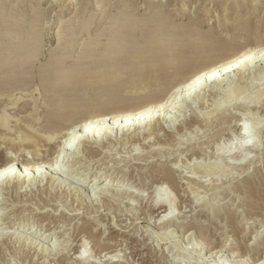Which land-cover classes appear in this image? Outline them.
Listing matches in <instances>:
<instances>
[{"label": "rangeland", "instance_id": "obj_1", "mask_svg": "<svg viewBox=\"0 0 264 264\" xmlns=\"http://www.w3.org/2000/svg\"><path fill=\"white\" fill-rule=\"evenodd\" d=\"M117 17L133 19L127 23L138 28L156 20L179 36L186 33L188 40L219 34L225 60L238 47L240 53L251 51L250 62L233 67L221 83H203L191 96L183 88L185 71L176 78H154L146 90L131 89L130 99L148 92L159 97L151 109L165 104L147 117L153 122L110 136L91 135L90 143L70 150L63 141L71 130L54 141V134L45 132L43 80L53 64L80 63L85 69L92 63L88 81L96 85ZM90 49V57L82 59ZM8 51L21 54L23 67L13 73L12 90L0 94V120L8 122L0 121V175L16 181V170L29 160L51 179L0 189V207L6 209L0 210L5 223L0 264H264V0H0V54ZM58 58H64L62 64ZM16 135L33 138L31 145L10 147L17 145ZM65 160L63 170H55ZM99 176L108 178L116 194L89 190ZM159 197L173 206V220L164 218L163 224L158 221L166 209L156 204Z\"/></svg>", "mask_w": 264, "mask_h": 264}, {"label": "bare ground", "instance_id": "obj_2", "mask_svg": "<svg viewBox=\"0 0 264 264\" xmlns=\"http://www.w3.org/2000/svg\"><path fill=\"white\" fill-rule=\"evenodd\" d=\"M238 2H240V0H238ZM128 21L132 22L133 19L129 18V19H127V22ZM127 22L123 18L117 17L116 20L112 23V27H113L112 30H114V34L112 35V37L109 41V44H108V49H107V52H108L107 56L108 57L106 60L107 64H106V66H104L101 69V71H99L100 75H99V78L96 82V85L93 86L88 81V75L91 73V70H93V67H94V64H92V63L87 64L88 67L85 69L81 68L80 63L71 64L70 66H61L60 64H62L64 58H60V59L58 58V61L61 62L59 64L60 66H56L57 64H53L50 71L47 72V76L43 80V87L45 88V93H46V96L48 99L46 101V104H45V114L44 115L46 118V125L44 126V128H45L46 133L47 132H48V134L51 133L50 138H52L51 135L54 134L53 141L56 139L55 137H57L58 135L61 136V135H63V133L65 134L66 130L67 131L71 130L72 132L65 134V136L67 135L68 138H67V140H64L65 142L63 141V143H65L66 147H68L70 150L76 149L78 151V148L81 146V144L86 145L89 142V138L91 135L97 134L98 136H101V135L110 136L114 130L129 131L132 129L134 130L138 127L140 128L142 125H149V124H151V122H153L152 121L153 118L147 120V117H150V115L153 112H157V110H159V111L162 110L165 107V104L164 103H158V105L152 107V109H151V105L153 103L157 102V100H159V97H156L154 94L148 92L145 96L139 97L138 99H130V98H127V96H129L128 95L129 90H131V89H132V91H134L135 89H136V91L137 90L138 91L146 90L147 89L146 85L148 83H151L152 79H154V78H158V79L176 78L179 76V72L185 71V73H187L189 77H188V79H185L186 80L185 82L183 80V82L186 83L185 87H183V88L186 89L187 96H191L195 90H199V89L203 88V83H206V82L207 83L208 82L209 83L210 82H214V83L220 82L221 83L224 78L228 77V75L231 72L233 67H235L239 64H241V65L247 64L248 65L250 62L249 57L251 55V51H249V52L246 51L244 53H240V48H238V47L232 48V50H233L232 54H234L235 56L233 58L230 57L231 58L230 60H225V57L223 54L224 44L219 41V38H220L219 34L216 36H212V37H210L209 35H204V36L194 35V36H192L193 39L188 40L187 38H189V36L186 33L179 36L175 32L169 31L168 29L161 27L159 24H157L156 20L152 21L151 23L149 22L148 24H146L142 28H138L136 25H129ZM144 52H147V53L143 54ZM88 53H89V55H88ZM62 55H61V57H62ZM90 55H91V49L87 51V53L83 56L82 59H84V57L89 58ZM20 57H21L20 53L13 52V51H8L5 54H0V94L7 93V91L10 92L12 90V88L15 86V85H13V83L15 81L13 73H17V72L22 71L21 67H23V64H22L23 61H21ZM215 59H216V61H215ZM169 67H170V69H168ZM128 78H131V79H128ZM206 84H204V86ZM142 85H144L145 87H143ZM180 85L183 86L182 83ZM124 87H127L126 88L127 90L126 89L124 90L123 89ZM170 105H173V104H170ZM149 106H150V108H149ZM109 115L112 117L107 119V117ZM137 120L141 121V122L138 123ZM0 121H1L2 126H7L8 122L6 119H1ZM119 122H121V123H119ZM243 131H244L245 135H247L248 138H250L251 127L246 126L243 129ZM45 132H43V133H45ZM41 135H43V134H41ZM16 136H18V135H16ZM44 137H45V135H44ZM44 137L41 136V140H43ZM1 138H3V137H1ZM46 138H47V134H46ZM48 138H49V136H48ZM17 139L19 140V141L18 140L15 141V142H17V143H15L17 145H13L10 147H12V148L19 147V146L21 147V145L23 143L25 144V146H26V143H29L27 145L30 146L31 145L30 142H32L33 138L30 139L29 136H28V138H25L24 136L19 135L17 137ZM107 139H111V137L107 138ZM48 140H51V139H48ZM3 142H5V141H3ZM6 143L7 142H5V144ZM18 143H20V145H18ZM45 143H46V139H45ZM48 143L52 144V140H51V143H50V141H48ZM5 144H3V145H5ZM9 144H11V143H9ZM36 144H38V143H36ZM246 144H247V142L242 144V146L246 145ZM65 145L63 144L64 148H66ZM20 147H19V149H20ZM38 147H39V145H38ZM38 147H37V149H39ZM49 147H51L49 149L52 150L53 146L51 145ZM14 149L17 150V148H14ZM28 149H29V147H28ZM28 149H26V150H28ZM41 149H42V146H41ZM86 149H88V147ZM50 150L47 152L51 153ZM91 150H89V151L91 152ZM92 151H95V150H92ZM59 152H61V151H59ZM86 152H88V151L86 150ZM44 154H43V156H44ZM60 154L61 153H59V155ZM75 154H77V153H75ZM37 155H39V154H37ZM86 155H88V154H86ZM93 155H95V154H93ZM88 156H90V153ZM45 157H44V159H45ZM57 157L59 158V156H57ZM41 158L43 159L42 156H41ZM40 159H39V161H40ZM46 161H49V160H46ZM28 162H29V160H28ZM28 162L25 165H23V168H21V169L19 168L18 170H16L17 171L16 181L10 180L9 176H7L3 179L2 176L4 173H2L0 175V189L5 188V187H7L8 184H10L16 188L15 190H18L19 185L22 182H25V183L28 182L29 183L33 179H39L42 182H44L46 180L50 181L51 178L48 176V174H50V173L46 172L47 173L46 174L44 171H41L42 168H41V166L38 165V163L37 164H31ZM61 162H57L56 165L52 164V165H55V170H56V168H57V170H58V168H59V170L60 169L63 170L62 169L63 163H66V160L64 162L63 161H61ZM9 163H11V162H9ZM40 163H42V162H40ZM49 163H51V161H49ZM44 164L47 165L45 162H44ZM45 165H44V167H45ZM0 167H2V166H0ZM68 167H72V165L70 164V166H68ZM4 170H5V166H4ZM5 172H6V170H5ZM75 178L77 180H84V181L86 179V178L83 179V177L79 176V175H75ZM4 180H7V182H4ZM60 180H62V179H60ZM107 182H108V178L105 177V179H104L101 176H99L89 184V190L94 192V194H96V195L99 194V196L106 195V194L109 195L110 192H111V194H114L113 191H115V194H116V192H117L116 190H118V189H116V190L111 189V187L107 186L108 185ZM79 184L78 185L74 184V185L77 186L78 188L79 187L81 188L82 186ZM151 189H152V187H151ZM10 191H12V189ZM83 192L85 194V191H83ZM83 192H81V193L83 194ZM55 193H56V191H55ZM2 194H4V193L0 192V196ZM86 194H88V190H87ZM74 196H76V195H74ZM78 196H79V194H78ZM109 196H111V195H109ZM26 197H28V196H26ZM57 199L59 201V198H57ZM54 200H56V199H54ZM28 202H30V201H28ZM36 202H37V199H36ZM81 202H83V201H81ZM166 202L167 201H165L161 197H159L156 200L157 205L161 206V208L166 209V213H165L166 217L164 216V217L160 218L162 220V222L159 219L158 223L160 222L163 224L164 218H166V219L169 218L170 221L172 219L170 217H172L173 206H172V204H167ZM10 204H11V202H10ZM19 204H21V203H19ZM40 204H41V201H40ZM43 204L45 205V203H43ZM86 205H87V203H86ZM44 207H46V205ZM16 208H18V207H16ZM154 208H156V207L154 206ZM157 208H159V207H157ZM2 209L6 210L5 208H2V206H1L0 210H2ZM7 209H8V207H7ZM149 210H151V209H149ZM158 210H160V209H158ZM159 213H160V211H159ZM25 214H27V213H25ZM63 214L65 215V213H63ZM0 216L2 217L4 215H0ZM152 217H154V216H152ZM8 218H9V216H8ZM51 219H52V217H51ZM65 219H64V221H65ZM166 219H164V223L165 222L167 223V221H165ZM42 220H43V218H42ZM15 221H17V220L15 219ZM20 221L22 222V220H19V222ZM21 222H20V224H21ZM15 223L16 222H14L13 224L15 225ZM4 224L5 223L0 222V227L3 226ZM6 224L8 225L9 223H6ZM56 225H58V224H56ZM54 226H55V224H54ZM167 226H170V225L168 224ZM171 226H172V224H171ZM49 236L50 235H48L46 237V241H49ZM29 237H30V235H29ZM158 237L161 238V236H158ZM164 237H165V235H164ZM30 239H31V237H30ZM158 242H159V240H158ZM77 245H78V243H77ZM44 246H45V243H44ZM56 246H58V245H56ZM39 247H40V245L37 246L38 250H40ZM80 247H82V246H80ZM11 248H13V247H11ZM82 248L84 250L87 249L86 245H84ZM59 249H58V251H59ZM71 250H73V249H71ZM101 250H103V249H101ZM154 250L157 251L156 249H154ZM44 252H45V250H44ZM112 252L115 253L114 250ZM31 253H33V252H31ZM29 255H31V254H29ZM115 256H117V254H115ZM80 260L86 262L87 259L84 257V254H81ZM78 261H79V259H78Z\"/></svg>", "mask_w": 264, "mask_h": 264}]
</instances>
